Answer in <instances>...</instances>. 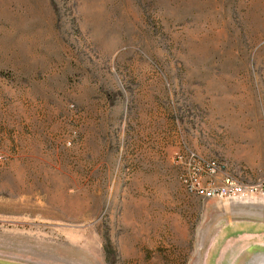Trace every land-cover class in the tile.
Instances as JSON below:
<instances>
[{"label":"rangeland","instance_id":"1","mask_svg":"<svg viewBox=\"0 0 264 264\" xmlns=\"http://www.w3.org/2000/svg\"><path fill=\"white\" fill-rule=\"evenodd\" d=\"M263 183L264 0H0V264H264Z\"/></svg>","mask_w":264,"mask_h":264},{"label":"built area","instance_id":"2","mask_svg":"<svg viewBox=\"0 0 264 264\" xmlns=\"http://www.w3.org/2000/svg\"><path fill=\"white\" fill-rule=\"evenodd\" d=\"M176 158L186 167L182 179L187 190L204 198L218 196L245 199L258 191V185H247L230 174L219 180L217 175L222 172L221 163L188 146H185ZM262 186L264 187V183Z\"/></svg>","mask_w":264,"mask_h":264}]
</instances>
